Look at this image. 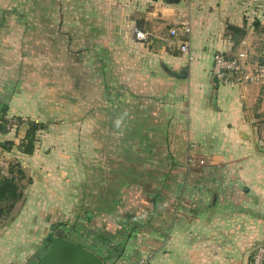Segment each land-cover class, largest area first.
Listing matches in <instances>:
<instances>
[{
	"label": "crops",
	"instance_id": "crops-1",
	"mask_svg": "<svg viewBox=\"0 0 264 264\" xmlns=\"http://www.w3.org/2000/svg\"><path fill=\"white\" fill-rule=\"evenodd\" d=\"M5 1L0 106L43 123L75 47V80L86 66L92 74L94 131L107 132L108 162L124 167L122 199L110 186L104 213L87 221L90 243L68 239L114 264H248L251 247L264 244V85L226 87L211 67L213 54L237 51L229 27L248 45L251 0H75L72 22L58 8L52 15L51 0L25 13L15 10L20 0ZM10 217L0 222V264H35L46 249L33 231L16 234L19 215Z\"/></svg>",
	"mask_w": 264,
	"mask_h": 264
},
{
	"label": "rangeland",
	"instance_id": "rangeland-1",
	"mask_svg": "<svg viewBox=\"0 0 264 264\" xmlns=\"http://www.w3.org/2000/svg\"><path fill=\"white\" fill-rule=\"evenodd\" d=\"M22 1L15 2L14 7L18 12L25 13L28 4L29 9L34 12L42 10L38 8L40 0ZM4 2L6 1L3 0V4ZM245 3L244 11L249 18V27L254 28V33L247 36L246 49L249 62L255 64L264 59V0ZM74 7L75 0L50 1L52 15L58 8L64 17H70L67 22L73 20ZM55 49L52 51V57L58 55V47ZM67 51L66 76L61 78L63 83H57V77L51 76L56 85L53 84L55 89L51 92L53 99L50 117H45L44 129L39 130L35 136L37 141L33 154L25 156L16 149L10 153L0 151V167L3 173L8 162L16 160L21 164L26 176L31 179L29 184L22 182L23 203H18L15 211L5 220L8 221L10 216L18 214L21 224L15 233L25 235L26 232L30 234L33 231L36 249L40 245L42 249L49 247V236L55 232H61L67 238L88 245L93 236L86 231L85 217L97 215L101 213L99 211L103 209V205H109V199L112 197L110 186L114 187L113 192L116 193L114 200L118 202V199H122L117 195L118 191H121L123 180L117 177L124 167L108 162L113 161L116 156L108 155L112 154V151L107 148V132L94 131V122L89 115L93 95L90 67H84L82 77L75 80L73 62L72 65L69 64V58L71 61L74 59L75 47H68ZM52 67L57 70V66ZM35 90L33 88L31 91L34 95L38 94ZM59 95L63 96V99L56 98ZM2 103H6V100ZM10 111V103L0 106V114H5L10 123L5 126V132L0 133V142L11 140L17 145L24 136L26 127L15 126L18 121L15 116H11ZM45 201L49 206H45ZM26 203L35 209H21ZM4 225L5 222L0 224V227ZM260 245L264 244L252 246L249 255Z\"/></svg>",
	"mask_w": 264,
	"mask_h": 264
},
{
	"label": "trees",
	"instance_id": "trees-1",
	"mask_svg": "<svg viewBox=\"0 0 264 264\" xmlns=\"http://www.w3.org/2000/svg\"><path fill=\"white\" fill-rule=\"evenodd\" d=\"M256 25H258V23ZM228 30L232 32V35L230 38L233 42V46H234L233 48L236 49L239 43L243 40L242 38H244L245 31H243L242 29L236 28V27H229ZM263 32H264V29H263ZM4 115L5 114H0V123L6 126L7 124H10V123L7 121ZM16 121L18 122L17 124H14L15 126L24 125L26 127L24 136L20 139L17 145L11 140L0 142V151L1 153H4V152L10 153L13 149H16L22 155H25V156L32 155L35 149V143L37 141L35 136L39 130L44 129L45 125L41 122H35L30 119L16 118ZM0 158H1V154H0ZM23 181H25L26 184H29L31 182V179L28 176H26L21 164L18 161L16 160L9 161L7 164L5 173H3L2 168L0 167V220L7 219L8 216L11 214V212L14 210L15 206L18 203H21V202L23 203V200H24V196H23L24 185L22 184ZM90 219L91 218L89 215L85 217L86 224H87V221H89ZM54 234L62 238L68 239L61 232H55ZM68 240H71V239H68ZM77 244L81 246V244L79 243ZM47 248L44 254L46 253ZM92 252L96 254L99 258H101L105 264L115 263L111 261L110 263H108L107 260L99 256L100 254L98 252L97 253L94 251ZM41 258L36 260V262H38Z\"/></svg>",
	"mask_w": 264,
	"mask_h": 264
},
{
	"label": "built area",
	"instance_id": "built-area-1",
	"mask_svg": "<svg viewBox=\"0 0 264 264\" xmlns=\"http://www.w3.org/2000/svg\"><path fill=\"white\" fill-rule=\"evenodd\" d=\"M187 1V0H183ZM184 33L189 32V27L182 24ZM176 29H170V36H176ZM133 34L138 41H145L146 35L133 30ZM246 43L242 40L237 51L231 56H225L221 53H215L212 56V76L222 85L230 88H241L252 84L264 85V59L262 62L251 64L248 60V51ZM179 50L188 52V43L186 40L179 41ZM194 147V145H191ZM193 157L190 155L187 159L188 164L193 163ZM202 164V161H199ZM143 263V261H142ZM249 264H264V245L257 246L250 259Z\"/></svg>",
	"mask_w": 264,
	"mask_h": 264
},
{
	"label": "water",
	"instance_id": "water-1",
	"mask_svg": "<svg viewBox=\"0 0 264 264\" xmlns=\"http://www.w3.org/2000/svg\"><path fill=\"white\" fill-rule=\"evenodd\" d=\"M214 81L217 82L215 78ZM215 97L216 93L213 95V103H215ZM4 130L5 126L0 123V133ZM49 242L46 253L35 264H105L92 251L54 233L50 234Z\"/></svg>",
	"mask_w": 264,
	"mask_h": 264
},
{
	"label": "clouds",
	"instance_id": "clouds-1",
	"mask_svg": "<svg viewBox=\"0 0 264 264\" xmlns=\"http://www.w3.org/2000/svg\"><path fill=\"white\" fill-rule=\"evenodd\" d=\"M120 122H121V121L118 119V120L116 121V124H117V125H119V124H120Z\"/></svg>",
	"mask_w": 264,
	"mask_h": 264
}]
</instances>
